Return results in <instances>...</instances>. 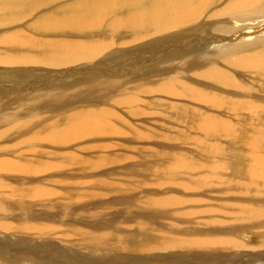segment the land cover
Listing matches in <instances>:
<instances>
[{"label": "bare ground", "instance_id": "obj_1", "mask_svg": "<svg viewBox=\"0 0 264 264\" xmlns=\"http://www.w3.org/2000/svg\"><path fill=\"white\" fill-rule=\"evenodd\" d=\"M100 1L103 5L100 6V2H95L93 4V12L88 6V1L84 0V3L81 2L83 3V14L75 12L81 3H71L70 5L64 6L61 11L65 14L59 15V11L57 10L55 11V15L51 13L45 15L46 13H43L35 23L30 24L29 31L28 27L18 28V26L22 24L19 20L24 17V14L22 17L20 15L8 16V22L5 23H10L9 29L4 34H1L3 37L0 39V74L8 78L0 81V92L7 88L13 89L18 87L14 86L15 83L22 85L20 84L21 82L11 83L12 78H19V74L23 73L21 67H28L36 73H39L37 67H41L45 70L46 68L49 69L52 75L47 73L41 74L40 76L38 75V78H36L37 80L34 81L35 83L40 82V84H43L42 87H45L50 77H60L62 79L64 78L63 76H66L67 72L70 73V66L76 64L89 65L94 60L97 64H100L102 63L100 57L107 52L111 45L116 42L123 44L122 33L127 32L131 34L134 39L150 40L151 51L147 52V55L151 53L160 54L163 57H167V63H177L178 66L183 69V72L179 74L167 76L164 84L159 86L158 92L168 95L171 99L184 98L194 101V104L198 106H208L205 112H202L204 115L196 113L199 115L195 116V121L198 120L196 123L197 130L202 132L207 139L216 141L222 137L233 138L236 125H234L229 118L233 117V114L235 115L240 111L246 110H248V112H256L258 115L264 114V0H150L154 1V3L150 4L147 9L143 11L137 10V6L141 0H132L135 4L131 10H136L129 14L124 13L126 12L125 0ZM13 2L15 4L19 3L18 0H13ZM23 2L28 3L27 0ZM46 2L47 0H41L42 4ZM13 5L12 2L7 3V9L2 8V11H9L11 13L12 11L10 10L15 7ZM113 8L118 11L115 17L105 22L100 20L103 18L104 14L108 15L111 13L112 11L109 10ZM23 13H25V11ZM3 19L4 17H1L0 21ZM197 21L200 22L195 25ZM183 28H186V30L182 32ZM103 29L105 31H103ZM175 29L179 30V32L169 35ZM34 34L43 35L45 39H38ZM199 34L205 38L201 37L203 39H201L202 41H195L191 44V40ZM245 35H247V37H245ZM104 36H107V38ZM164 48L170 49L166 56L165 53H163ZM170 59L172 61L168 62ZM105 63H108V61ZM184 63L188 64L184 66ZM104 67L101 66L100 70L107 74H102V76H104L102 78H100L101 76H95L96 78L94 77V79L92 74L95 75V73H93L95 71L90 72V70L86 69V66H84L83 69L80 67L79 72H75V69L71 71L68 81L71 76L73 77V80L71 78L72 81L63 82L59 80L58 83L54 84L52 82V85L48 86L45 91H39L33 94H21L15 97L12 96L11 93L9 95L5 94L0 96V233L2 232L1 234H4V236L11 231H19L21 235H23L22 233L27 234L30 232H38V235H46L45 233L47 230H54L55 227L52 228L50 225L40 220L38 221L35 218L36 216H34V221L30 220V213L28 210V217L23 215L17 217V220L21 221L20 223L17 222L18 224H14L17 220L13 223L10 222L11 219L9 220L8 217L11 215L7 217L8 214H5L8 208L5 206L6 197H16V200L18 198L20 201L21 198L23 201L26 197L27 201H34L36 199L49 198L53 195L54 197L64 196V191H66L64 188H60V190H62L61 192L54 191L58 188L57 185H53V188L54 186L55 188L57 187L54 190L42 188L41 185L43 181L38 180L39 177L37 176L49 173L52 170L58 171L59 166L56 164L54 165L53 161L59 158L74 165L76 152L71 153L69 152L71 149H66L69 144L74 141V143H76V141L83 138H98V136H103L105 134L108 136L112 134L114 130L112 122L115 121V119H123V117L118 115L119 112L114 110V107H112L114 108L113 110L111 108L105 109L101 107L100 109L93 110L90 108L91 110L86 111L81 108L83 106H78L79 104L87 102V98H92L90 102L97 104L101 103L102 106L103 99L106 96L105 90L113 89V87H116L117 90H114L117 92L126 91L121 87L122 85L117 79H113L114 81L111 80L112 77H117L115 72L112 69L105 71L108 67L105 69ZM63 69L68 70L61 72ZM240 71L246 72L247 76L250 75L248 77L253 76L256 80L261 82V85L258 83L260 86L257 88L253 87L254 84L251 82V79L238 75L241 73ZM83 72H90L92 74H84ZM81 74L84 75L83 78H78ZM74 77H76V80H74ZM2 78L3 77H1V80ZM249 82H251L253 86H249ZM52 95L55 97L53 98ZM49 98L53 100L51 106L47 103V99L50 100ZM135 100L136 99L133 97L118 98L116 104L119 108L125 107L124 109H131L133 107L131 110L133 111L132 114L134 117L141 114L134 106H130ZM43 105L44 108H50L48 110L53 114H51L49 119L43 117L38 120L40 122L37 123L44 124L43 126H34L35 122L31 116H34L36 112L40 111V107ZM64 107L69 108V111L67 112L68 115L63 114L65 116L62 117L61 110ZM224 107L225 109H222ZM14 109L17 110L16 112H18V115L28 112V117L24 116L26 117L24 118L22 116L24 118L23 120L18 119L20 117L15 118V114L11 112ZM119 110H121V108ZM201 111L202 110H200V112ZM211 111L214 112V114ZM58 113L61 117L57 116ZM189 114H192L191 111ZM258 115L257 118L253 119V122H256L254 125L255 134L249 137V135H247L248 130L243 131L245 136L242 146L244 150L247 151L249 161L252 163L248 171L245 172L246 176L249 175L247 177L248 183L246 182L247 185H245L247 189H245V191L244 186L240 182H237L235 184L241 186L243 190H236L233 187L235 185H231L232 180L228 181V184L231 185L230 189L232 192L235 193V191H238L239 194H242L241 196L243 198H245L246 194H249L251 190L257 191L256 194H253L255 197L264 191V146L262 144L264 118H258ZM52 118L56 119V121L51 122V120H53ZM222 118H226V121ZM245 123L247 126L250 124L247 121ZM257 123L261 125L258 126ZM31 130H34L33 134ZM28 133L29 136L26 138H18L25 137ZM134 133L138 139L146 140L150 138V136L147 137L140 131H134ZM237 133L240 134V131L238 130ZM155 137L153 133L149 141L153 140ZM198 138L201 142L205 141L200 137ZM31 140L33 141L30 142ZM27 141L29 142L26 143ZM76 145H78V143L72 148H76ZM217 146L219 147V145ZM54 147L58 149L54 152L48 151ZM221 155H223V153ZM174 159L175 160L172 159L173 161L171 160L172 163L167 167H159L161 171L155 169L153 175L160 174L161 178H164V173H169L171 177H168V183L173 184L181 170H196L197 168L201 170V167H203L202 165H197V167L192 166V163L183 157L180 158L183 159L182 162L179 158ZM106 160V158H103L99 162L101 165H104L106 164ZM64 168H66V165ZM99 168H102V166H97V163L92 167V169L96 170H99ZM216 169V166H212L211 168L214 172ZM207 176L206 174L201 177V180H195L191 183H178L181 184L180 186L184 187V189L186 188L190 192H196V190L202 189L207 178L208 180L211 179L210 176ZM17 177L24 178L26 181L27 179L36 177L37 180H31V187H29L21 184L22 182L18 181ZM47 177L51 178V175ZM10 179L17 181V183L13 180L10 181ZM44 181H46V179H44ZM58 181L57 183H59ZM98 183H100V181ZM18 185H23L24 187L18 188ZM204 189H209V187L205 185ZM196 194L199 193H195V195ZM227 194L230 195V193ZM211 196L214 197V195ZM211 196H209L208 193H203L201 202H207L205 203L206 209L203 211H192L190 216H207V213L210 218V214L219 216V214L214 213L215 210L213 207L221 205V207H224L226 210V212L221 215V218H213L211 223H209V218L205 219L203 217L205 226H217L218 229L215 227L213 229L200 230L201 234L191 233L185 235V237H182L180 234L182 230L177 228H173L176 230L171 234L161 230L164 236H171V238L168 236V239L164 238V240L161 238L159 240L158 238L162 243L161 246H158L162 247L161 250H163V252L166 253L164 249H172L173 247L185 248L188 250L203 249V252L204 250H221L222 252L226 250L236 251L248 247L246 243L240 244L237 239H233L231 236L240 237V235H244V232H246L247 229L249 230L250 227L239 226V228L238 226L235 227V225L230 224H232L233 221L243 224L242 221L245 220L252 222L253 220L256 221L264 218V200L253 201V196H248L246 199L242 200L243 202L232 200V202L235 201L236 203L235 207H237V211L234 218L229 219L230 216L234 214V207L233 204H229L226 207L225 205L231 202V200L216 203L215 197V199L210 200ZM60 198L62 197H59L58 200ZM160 198H158L157 201L155 198V202L151 201L154 205L151 204L150 206L154 208H163L185 204L183 197L182 199H178L180 197ZM224 202L225 205H223ZM22 208L26 210L28 207L22 206ZM185 210L184 208V211ZM241 223H239V225ZM260 224H264V221ZM72 230L76 232H74V235H81L82 238L88 236V238L94 239V235L91 232L84 230H82V233L77 232V228ZM72 230L69 232L71 233ZM184 232L183 230L182 233ZM263 234L264 233H261V235ZM100 241L98 242V246L101 243ZM117 241L118 240H116V243ZM124 245L126 246V244ZM179 245L180 247H175ZM156 246L157 244L155 243L154 247ZM156 249L157 248H155L154 251H157ZM159 249L160 248H158V250ZM247 249H249V247ZM252 250H250V253ZM179 251L183 250L179 249Z\"/></svg>", "mask_w": 264, "mask_h": 264}, {"label": "rangeland", "instance_id": "obj_2", "mask_svg": "<svg viewBox=\"0 0 264 264\" xmlns=\"http://www.w3.org/2000/svg\"><path fill=\"white\" fill-rule=\"evenodd\" d=\"M18 1L19 3L15 4L13 0H0V18L4 17V19L0 21V39L3 37L1 34H4L9 29L10 23L5 22H8V16L10 15H20L22 17L24 14V17L19 20L22 24L19 23L21 25L18 26V28L28 27L29 31L30 24L35 23L43 13H46L45 15H49L50 13L55 15V11L57 10L59 11V15L65 14L61 11L64 6L68 4L70 5L71 3H84V0H47L45 4H42L41 0H27L28 3L23 2L24 0ZM87 1L92 12L94 9L93 4L95 2H100V6L103 5L100 0ZM125 1L126 12L124 13L129 14L136 10H131L135 4L132 0ZM10 2L15 6L10 10L12 12H3L2 8L7 9V3ZM83 3L79 5L75 12L83 14ZM152 3H154V1L141 0L137 6V10H146ZM22 11H25V13ZM109 11L112 12L108 15L104 14L103 18L100 20L105 22L106 20L115 17L118 12L115 8L110 9ZM199 22L200 21H197L195 25L199 24ZM185 30L186 28H183L182 32ZM103 31L105 30L103 29ZM172 32L168 34H177L179 30L175 29ZM34 35L37 36L38 39H45V36L43 37V35ZM104 37L107 38V36ZM201 37L205 38L199 34L193 38V40H191L192 43L191 41L190 43L193 44L195 41H202L203 39ZM245 37H247V35H245ZM122 41L123 44L116 42L109 47L107 52L100 57L102 63L97 64L94 60L89 65L76 64L70 66V73L67 72L66 76H63L64 78L62 79L60 77H50V80L45 87H42L43 84H40V82L35 83L34 81L37 80L36 78H38V75L40 76L45 73L52 75V73L49 72V69L46 68L45 70L41 67H37L39 73H36L28 67H21L23 73L19 74V78H12L11 83L21 82L20 84L22 85L15 83L14 86L18 87L13 89L7 88L0 92V96L5 94L9 95L11 93V95L15 97L21 94H33L39 91H45L48 86L52 85V82L54 84L58 83L59 80L63 82L72 81V76L68 81L71 71L75 69V72H79L80 67L83 69L84 66H86V69H89L90 72L95 71L93 72L95 75L90 72H83L84 74H92L93 78L95 76H101L100 78H102L104 77L102 74H107L100 70L101 66H106L104 69L108 67L105 71L112 69L117 77H112L111 80L117 79L121 83V87L126 90L123 92H117L116 87L105 90L106 96L103 99L102 106L101 103L97 104L90 102L92 98H87V102L78 105L80 107L83 106L81 108L86 111L100 109L101 107H104L105 109L111 108L112 110L115 108L114 110L118 111V115L123 117V119H115V121L112 122L114 130L113 133L108 136L105 134L103 136H98V138H83L76 141V143H74V141L69 144L66 149H71L69 150L71 153L76 152L74 165L59 158L53 161L54 165L56 164L59 166L58 171L52 170L49 173L37 176L39 177L38 180L43 181L41 185L42 188L54 190L58 187L54 190L56 192H61L62 190H60V188H64V190H66L64 191V196H59L62 198L58 200L59 197H54L53 195L49 198L36 199L34 201H27V198L25 197L23 201L22 198L20 201L18 198L16 200V197H6L5 206L8 208L5 211V214H8L7 217L9 215L13 217H8L9 220L11 219L10 222L13 223L17 220V217H20L21 215L28 217V210L30 213V220L34 221L36 218L38 221L40 220L45 224L50 225L52 228H55L54 230L45 231L46 235H38V232H35L36 234L30 232L27 233L28 235L21 232L23 234L21 235L19 234V231H11L4 236L1 232L0 264H264V234L261 235V233H264V224H260L264 221V218L256 221L253 220L252 222L245 220L242 221L243 224L241 222L233 221L232 224H230L235 225V227H250L249 230L247 229V231L244 232V235L240 233V237H231L237 239L240 244L246 243L249 249L252 246L250 250L255 248L251 253L250 250L247 249L248 247L242 250H226L223 252L221 250H204L203 252V249H195L200 251L197 252L194 249L188 250L185 248L173 247L172 249H164V251H166L165 253L161 250L162 247L158 246H161L162 244L159 241L160 238L164 240V238L168 239V236H170H164L162 231L171 234L176 230L173 228H177L185 231L184 233H182V231L180 233L182 237H185V235L191 233L201 234L200 230L217 228V226H205L203 217L205 219L209 218V223H211L213 218H221V215L226 212L225 208L221 207V205L213 207L215 210L214 213L219 214V216L210 214V218L208 213L207 216H190L192 211H203L206 209L205 203L207 202H201L203 193H208L209 196L214 195L216 203L231 200V202L226 205L225 202L223 203L225 207L229 204H233L234 214L233 216L231 215L229 219L234 218L237 211L235 201H242L248 196H253V201L264 200V191L261 193L258 192V196L255 197L253 194H256L257 191L251 190V192H249V194L247 193L245 198H243L241 196L242 194H239L238 191L233 193L230 189L231 185H235L233 187L236 190H243L241 186L235 184L237 182H240L244 186V190L247 189L245 185L248 183L247 177L249 175L246 176L245 172L248 171L250 164L252 163L249 161L247 151L244 150L242 146L245 136L243 131L248 130L247 135H249V137L255 134L254 125L256 122H253V119L257 118L258 113L248 112V110H246L240 111L235 115L233 114V117H229L234 125L237 126H235V134L233 138L222 137L216 141L207 139L202 132L197 130L196 123L198 120L195 121V116H198L200 113L204 115L202 112H205L208 106H198L194 104V101L184 98L171 99L168 95L160 94L158 92L159 86L164 84L167 76L179 74L183 72V69L179 67L177 63H167V57H163L160 54L148 53L150 55H147V52L151 51V43L149 39H134L131 34L123 32ZM168 50L170 49H163L165 56L169 52ZM107 61L108 63H105ZM171 61V59L168 60V62ZM186 64L188 63H184L183 65L186 66ZM67 70L68 69H63L61 72ZM246 74V72H241L238 75L251 79L254 86L251 85V82H249V86L257 88L261 85L259 80H256L253 76L248 77L250 75L247 76ZM0 76L3 77L2 80L0 77V81L8 78L3 74H0ZM83 76L84 75L81 74L78 78H83ZM75 78L76 77H74V80H76ZM258 83H260V85ZM54 97L55 96H53V98ZM126 97H133L136 99L130 106H134L135 109L139 110L141 113L140 115L133 117V111L131 110L133 107L131 109L120 107L121 110H119L120 108L116 104V100L118 98ZM47 101L51 106L53 100L47 99ZM48 109L50 108H44L43 105L40 107V111L36 112L34 116H31L35 122L34 126L44 125L37 123L40 122L38 121L40 118L47 117L49 119L53 113H50V110ZM222 109H225V107ZM200 110L202 111L200 112ZM16 111V109L11 111L15 114V118L20 117L18 119L23 120L28 117V112L18 115V112ZM68 111L69 108L64 107L61 110L62 113L60 112L62 114L61 116L64 117L65 115L63 114L68 115ZM190 111L192 116L189 114ZM196 113L199 114L197 115ZM212 113L214 114V112ZM260 115H258V118H264V114L261 115V117ZM22 116L26 117L23 118ZM57 116H60V114L58 113ZM52 119L51 122L56 121V119ZM222 119L226 121V118ZM246 121L250 123V127L247 126L245 123ZM259 125L261 124H258V126ZM238 130L240 131V134L237 133ZM31 131L33 134L34 130ZM134 131H140L145 136H150V138L154 133L156 137L151 141H149L150 138L146 140L138 139ZM27 136H29V133L25 135V137L18 138L23 139ZM198 137L205 141L201 142ZM262 138L264 141V129ZM263 141L262 144L264 146ZM28 142L29 141L26 143ZM77 143L78 145H76V148H72ZM217 145H219V147ZM57 149V147H54L48 151L54 152ZM220 152L221 154L223 153V155H221ZM182 157L190 161L192 166L197 167V165H202L203 167H201V170L198 168L196 170H183L184 173L181 170V175L180 173L178 174V177L180 178L177 177L173 184L168 183V177H171L169 173L163 172L164 178H161L160 174L153 175L155 169L160 170L159 167H167L173 160H175L174 158H179L182 162L183 159H180ZM103 158L107 159L106 164L101 165L99 161ZM96 163L97 166H102V168H99V170L92 169ZM65 165L66 168H64ZM212 166L217 167L215 172L211 170ZM206 174L210 176L211 179L208 180L207 178L202 189L196 190V192H190L188 189H184V187L180 186L183 182L191 183L195 180H201V177ZM48 175H51V178L53 179L49 177L50 180L47 177ZM33 179L37 180L36 177L27 179V181L24 178L17 177V180L22 182L21 184L29 187H31L30 181ZM44 179H46V181H44ZM11 180L13 179H10V181ZM13 181L17 183V181ZM57 181L59 183H57ZM99 181L100 183H98ZM228 181L232 182L231 185L228 184ZM53 185H57V187L55 188L54 186L53 188ZM205 185H207L209 189H204ZM22 186L18 185V188ZM195 193L199 194L195 195ZM227 193H230V195ZM235 194L238 195L236 196ZM156 196L158 198L180 197L178 199H182L183 197L185 199H183L185 204H182L183 206L177 205L154 208L150 205L155 202V200L157 201L158 198ZM214 197L211 196L210 200L215 199ZM232 200L235 201L232 202ZM151 201L153 202L151 203ZM22 206L28 208L23 210ZM184 208L186 209L185 211ZM34 216L36 217L34 218ZM17 222L20 223L21 221L17 220L14 224ZM239 223L241 224L239 225ZM75 228H77V232L82 233V230H84L93 233L94 239L91 238V240L88 236L86 237L83 235V242L81 235H74L75 231L72 229ZM71 230L72 232L70 233L69 231ZM116 240H118L117 243ZM99 241L101 243L98 246ZM155 243L157 244L156 247H154ZM124 244H126V246ZM175 247H180V245ZM155 248H157V251H154ZM158 248H160V251ZM179 249L183 251H179Z\"/></svg>", "mask_w": 264, "mask_h": 264}]
</instances>
